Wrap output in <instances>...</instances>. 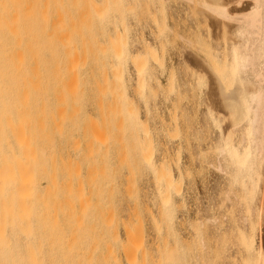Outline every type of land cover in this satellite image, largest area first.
I'll return each mask as SVG.
<instances>
[{
  "label": "rangeland",
  "instance_id": "374dc122",
  "mask_svg": "<svg viewBox=\"0 0 264 264\" xmlns=\"http://www.w3.org/2000/svg\"><path fill=\"white\" fill-rule=\"evenodd\" d=\"M56 3L65 4L77 19L68 31L71 41L79 45L83 42L98 44L100 48L95 51L101 59L95 62L89 56L85 76L80 73L78 80L73 82L79 86L74 91L75 97L74 85L71 84L73 89L69 86L75 103H65L67 108L55 104V108L52 107L55 111L51 109V112L56 122L50 120V132H45L50 135L42 132L46 137L50 136L49 140H55L48 143L58 152L64 142H69L63 147L64 153L60 151L62 156L68 153L66 150L70 151L63 156L65 166L68 164L69 168L74 161L83 166L78 164L79 173L77 165H70L77 170L71 171L80 176L75 178V174L69 173L70 178L67 177L68 168L63 167L60 160L63 157L54 151V157L58 155L54 158L57 174L66 177L61 176L62 185H58L60 180L54 185L60 193L54 187L44 189L54 192L41 207H46L47 216L50 214L49 224L55 223L52 227L62 224L55 232L63 233L61 239L60 234L56 235L59 240L54 239L53 234L56 244L44 247L47 253L51 246L54 248L53 264H78L81 261L83 264H258L245 257L242 235L249 234L253 225L258 245L264 237V170L254 192L250 214L243 206V200L234 199L226 209L225 180L211 165L214 157L212 152L209 153L210 163H205V168L196 174L195 185L198 186L192 182L188 185L191 212L198 209L200 215L205 213L202 216L205 219L198 218L199 223L202 222L199 224L198 220L186 222L183 218L182 193L187 185L182 175L180 63L182 55L195 56L198 49L195 5L184 0H56ZM120 48L123 53L118 55L115 51ZM83 62L80 58L78 66ZM92 67H99V70L95 74L92 69L89 72ZM81 87L85 89L82 90L85 93L83 101L78 95ZM75 99H79L80 104ZM59 107H65L62 117L70 118L72 129L78 127L80 131L76 129L75 132L82 135L80 138L74 130L70 133L71 125L65 124V118L58 129L61 130L64 124L68 129L64 126L61 130L64 132H59L57 125L54 129L53 123L58 124L62 119H59ZM93 120L98 124L95 122L93 126ZM94 130L98 138H94ZM64 133L66 137H63ZM44 134H41L42 138L47 141ZM78 138L79 144L82 143L80 146ZM45 140L40 139V142L48 147ZM91 149L92 152L86 155ZM79 177L83 183L77 184ZM69 180L72 183L70 189L66 188ZM42 185L46 187L45 179ZM59 186H63L62 191ZM56 192L59 196L62 192L60 197L64 199L59 198V201ZM50 203H56L55 208ZM247 216L248 221L245 220ZM79 249L86 250V254L81 252L83 257L79 256Z\"/></svg>",
  "mask_w": 264,
  "mask_h": 264
},
{
  "label": "bare ground",
  "instance_id": "6f19581e",
  "mask_svg": "<svg viewBox=\"0 0 264 264\" xmlns=\"http://www.w3.org/2000/svg\"><path fill=\"white\" fill-rule=\"evenodd\" d=\"M184 1L195 5L197 10L198 49L195 56L188 53L182 55L180 63L183 103L182 175L187 185L182 193L183 218L186 222L198 218L202 221L205 219L202 218L204 211L202 215L198 209L191 212L188 185L190 182L196 184V174L199 169L205 168V163H210L208 155L211 152L214 157L211 165H214V169L221 173L225 180L226 209L234 199L243 200V206L250 214L254 192L264 170V0ZM64 5H57L56 0H0V264L54 263V248L51 246L53 249H49L50 252L47 253L44 247L51 245L57 238L56 235L59 236L60 233L55 232L62 224L55 221L58 225L56 228L52 227L55 223L49 224L50 214L47 216L46 207H43L45 210L41 207L54 192H45L44 189L46 190L47 186L48 190L53 189L59 180L61 184L58 185H62L64 181H61L62 175L57 174L58 166H55L54 160L58 157H54L56 149L48 143L55 140H49L50 136L46 137L45 132H50V120L55 121L51 112L55 104H63L66 107L65 103L69 101L75 103L72 100L79 86L73 82L81 76L80 73L84 74L89 56L95 62L101 59V55L95 51V48H100L98 44L87 45L83 42L79 45L71 41L68 31L73 20L75 22L77 19ZM115 53L121 55L123 51L120 48ZM80 58H83L84 62L79 67ZM89 69V72L93 70L95 74L99 67ZM69 86L74 88L73 92L76 90L74 94ZM82 88L78 93L81 101L84 93L82 90H85ZM64 108H60L59 119H62L59 123L52 122L54 129L56 125L58 129L60 122L65 118L62 117L66 111H63ZM65 120V124L71 122L70 118ZM95 122L92 121L93 126ZM69 125L71 128L72 124ZM54 129L52 131L57 132ZM76 129L78 130V127ZM61 130L59 132H64ZM87 131L84 132L89 134ZM39 133L41 137L38 139ZM96 133L94 130V138L99 137ZM41 134L49 141L42 138ZM64 135L63 137H66V133ZM79 135L80 138L82 135ZM84 135L86 140L87 135ZM79 138L77 144L80 146L82 143L79 144ZM40 139L43 142L45 140L47 145L49 144L48 147L45 146L46 143L40 142ZM62 139L59 140L61 144ZM65 143L69 142H64L62 150L57 149L59 155L65 151ZM66 151L70 153L69 150ZM87 152L86 155H89L92 149ZM63 159L64 157L60 160ZM70 159L67 160L69 164ZM74 162L72 163L77 165L78 169L81 164ZM56 163L58 165V161ZM60 164L62 166V163ZM63 165L66 167L68 164L65 166L63 162ZM70 165V169L66 167V176H69V173L75 174L73 172L76 169H72ZM79 173L75 174V178L80 176ZM64 176L65 174L62 177ZM44 179L47 181L46 187L42 185ZM81 179H77V184L83 183ZM70 180V184L67 182L68 189L69 185H72ZM72 180L76 183V180ZM55 187L54 190L57 191L58 186ZM59 188L62 191L63 186ZM59 193L57 199L62 196V192L60 196ZM53 200L51 199L52 203ZM55 204L52 205L54 208ZM258 211L261 219L262 208ZM245 220L248 221L249 216ZM199 221L201 220L196 222ZM50 226L52 230H49ZM43 229L48 230L50 234ZM254 230L252 225L249 234L242 235L245 257L256 260L258 264H264V237L258 245ZM79 251L80 254H86V250ZM47 261L49 263H46ZM83 263L84 261L78 262Z\"/></svg>",
  "mask_w": 264,
  "mask_h": 264
}]
</instances>
